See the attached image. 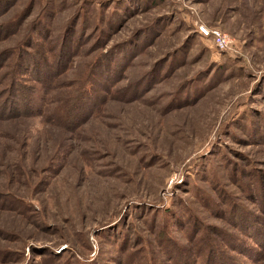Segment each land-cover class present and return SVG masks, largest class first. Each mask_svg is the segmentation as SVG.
I'll list each match as a JSON object with an SVG mask.
<instances>
[{
  "label": "rangeland",
  "instance_id": "374dc122",
  "mask_svg": "<svg viewBox=\"0 0 264 264\" xmlns=\"http://www.w3.org/2000/svg\"><path fill=\"white\" fill-rule=\"evenodd\" d=\"M0 264H264V0H0Z\"/></svg>",
  "mask_w": 264,
  "mask_h": 264
},
{
  "label": "built area",
  "instance_id": "2783aa9c",
  "mask_svg": "<svg viewBox=\"0 0 264 264\" xmlns=\"http://www.w3.org/2000/svg\"><path fill=\"white\" fill-rule=\"evenodd\" d=\"M202 32L205 34V35H209V31L206 30V29H202ZM213 35L216 36V39H217V43L220 47H227L228 44H229V37L227 35H224V34H221L219 32H213Z\"/></svg>",
  "mask_w": 264,
  "mask_h": 264
}]
</instances>
